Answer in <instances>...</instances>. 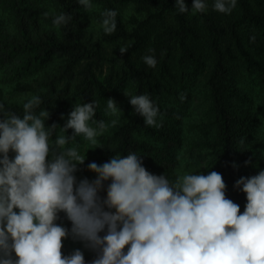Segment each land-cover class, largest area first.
<instances>
[{
    "label": "trees",
    "instance_id": "16d2710c",
    "mask_svg": "<svg viewBox=\"0 0 264 264\" xmlns=\"http://www.w3.org/2000/svg\"><path fill=\"white\" fill-rule=\"evenodd\" d=\"M192 2L179 13L175 0H94L88 13L76 0H0V103L22 116L23 103L39 96L36 111L48 110L46 127L57 124L54 141L67 135L59 126L73 105L95 99L96 118L107 125L97 144L78 136L66 147L86 144L97 164L136 152L153 174L159 150H169V169L198 153L202 172L222 174L226 196L242 213L246 194L235 182L264 169V0H237L230 13L213 10L212 0L196 12ZM105 9L117 11L112 34L100 27ZM61 12L73 19L56 26ZM122 45L127 52L119 51ZM145 54L157 59L154 68ZM124 91L149 94L160 109L159 126L146 125ZM121 96L119 112L108 117L106 99ZM57 223L71 227L63 213ZM70 240L63 241L65 255ZM95 256L90 249L85 260Z\"/></svg>",
    "mask_w": 264,
    "mask_h": 264
},
{
    "label": "clouds",
    "instance_id": "9594fccd",
    "mask_svg": "<svg viewBox=\"0 0 264 264\" xmlns=\"http://www.w3.org/2000/svg\"><path fill=\"white\" fill-rule=\"evenodd\" d=\"M76 2L88 13L95 6L94 0ZM236 3L212 0V8L230 13ZM207 6L206 0L191 5L196 12ZM174 8L189 11L186 0H175ZM101 17L103 32L112 34L117 11L105 9ZM72 19L61 12L52 22L62 26ZM128 48L122 45L119 51ZM142 60L149 67L157 64L154 55ZM125 95L146 125L159 126L160 109L149 94ZM106 101L105 114L116 113V101ZM40 104L41 98L32 96L20 116L0 103V264H264V169L235 182L246 194L242 213L226 196L222 174L201 171L170 179L148 171L136 152L90 162L95 178L78 180V165L87 157L79 146L66 145L78 136L97 144L107 127L96 118L98 102L75 103L59 126L67 135L54 141L57 124L46 127L49 112H37ZM244 143L242 138L239 144ZM60 213L70 228L57 223ZM69 237L93 250L95 258L86 261L80 248L65 255L63 241Z\"/></svg>",
    "mask_w": 264,
    "mask_h": 264
},
{
    "label": "rangeland",
    "instance_id": "374dc122",
    "mask_svg": "<svg viewBox=\"0 0 264 264\" xmlns=\"http://www.w3.org/2000/svg\"><path fill=\"white\" fill-rule=\"evenodd\" d=\"M108 50L111 51V48H108ZM107 66L105 67V71H107ZM122 98L123 96L119 97L116 99V103L117 105L119 106L120 105V102L122 101ZM119 112V108L116 112V114ZM110 115V116H109ZM113 114L112 113H108V117H112ZM88 146L85 144L82 148H80V151L82 153L85 154V162L82 164V165H78V171L75 173V175L77 176V179H82V178H85L87 177L88 179L91 178L93 175H96L95 173L91 172L87 165L88 163L90 162H93V160L90 158V153H89V150H88ZM88 150V152H87ZM160 151V159L161 162H158L159 165H160V168L158 170V173L157 175L159 174H166L168 172H171V171H174L176 172L178 175H182L184 173H195V172H201L202 171V164L200 163L201 161V158L199 156L198 153H195L193 155V158L191 159L190 158V161L189 162H185L183 161V163L180 165V166H175V167H172L171 169L168 168V163L166 161L167 160V156H168V149H163V150H159ZM87 152V154H86ZM160 161V160H159ZM163 161V162H162ZM168 177L171 179V176L168 175ZM70 252H72L74 249L76 248H80L83 253H84V257L87 256L90 252V249H87L84 247L83 243L80 242V241H74L73 239L70 240Z\"/></svg>",
    "mask_w": 264,
    "mask_h": 264
}]
</instances>
